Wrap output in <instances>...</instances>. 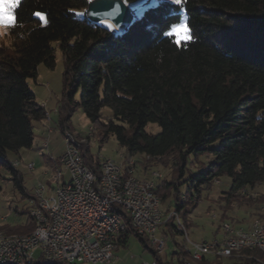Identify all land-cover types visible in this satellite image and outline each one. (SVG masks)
I'll return each mask as SVG.
<instances>
[{"label":"trees","instance_id":"trees-1","mask_svg":"<svg viewBox=\"0 0 264 264\" xmlns=\"http://www.w3.org/2000/svg\"><path fill=\"white\" fill-rule=\"evenodd\" d=\"M136 1L128 0L127 6ZM153 2L171 9L163 23L140 30L137 25L143 16L131 10L134 18L129 29L117 35L88 21V0H22L16 9L17 26L8 31L9 44H0V173H8L19 191L22 176L12 167L8 153L29 150L33 123L45 120V111L27 82L36 79L39 66L55 68L54 45L64 66L56 110L61 133L70 130V119L80 109L100 144L112 137L136 159L139 178L150 176L151 162L145 156L170 157L182 179L190 158L209 155L213 161L183 181L186 193L227 178L230 184L224 199L228 204L243 198L241 192L264 183V0H185L181 6ZM182 17L191 39L177 44L164 31ZM104 109L110 112L106 118ZM149 125H156L159 132L148 133ZM81 154L85 166L98 174L97 160L89 158L85 148ZM162 189H171L177 198L173 213L189 214L177 186L162 178L155 182L154 195L161 204ZM257 201H264V196ZM246 202L253 205L250 199ZM118 213L126 230L117 245H124L130 233L144 243L128 218ZM251 217L264 218L256 207ZM174 221L162 228L175 233ZM221 221L235 223L231 218L221 217ZM33 228L31 221L20 230L27 235ZM178 250L171 255L182 264L188 256L182 247ZM226 260L258 264L264 262V255L243 251L236 260L208 256L195 264ZM154 263L164 264L161 258Z\"/></svg>","mask_w":264,"mask_h":264},{"label":"built area","instance_id":"built-area-1","mask_svg":"<svg viewBox=\"0 0 264 264\" xmlns=\"http://www.w3.org/2000/svg\"><path fill=\"white\" fill-rule=\"evenodd\" d=\"M41 108L45 111V105ZM49 117L45 111V120L49 121ZM51 133L49 129L48 134ZM61 134L64 151L58 162L69 181L57 185L47 199L43 198V187L36 190L34 198H29L28 215L34 225L29 234L9 235L0 230V264H111L117 240L126 230L118 211L128 218L135 234L149 239L156 254L163 253L167 239L163 235L156 239L155 235L165 223L177 220V216L169 213L164 217L160 200L154 195L155 182L161 175L152 171L149 179L137 178L136 159L126 153L119 155L118 161L97 160L98 174L94 173L85 166L81 154L93 138V130L84 138L70 130H63ZM43 147L47 148V141ZM144 159L158 158L145 156ZM18 166V161L12 163L14 169ZM26 167L31 171L34 165ZM61 178L62 173L58 171L54 181L58 183ZM246 199L264 217V201L248 195ZM175 231L185 240L183 248L188 257L182 264H195L208 256L236 259L243 251L264 255V218H252L245 231L224 222L220 227L221 238L212 242H190L178 220ZM35 251L38 252L36 259Z\"/></svg>","mask_w":264,"mask_h":264},{"label":"rangeland","instance_id":"rangeland-1","mask_svg":"<svg viewBox=\"0 0 264 264\" xmlns=\"http://www.w3.org/2000/svg\"><path fill=\"white\" fill-rule=\"evenodd\" d=\"M145 2L146 0H138L129 4L128 8L136 16H140L138 9L145 6ZM181 22L186 23L184 17H182ZM101 24L108 29L104 22ZM109 31L113 34H119L114 26ZM174 38L175 41L180 40V43L189 40L177 36H174ZM0 44H9L8 32L6 34L0 33ZM53 47L55 48V68L47 70L43 66H39L36 79L27 82L30 90L36 97L37 103H40L41 100L48 102L47 110L45 111L49 113V119H51L52 123L42 121L34 126V140L31 149L22 150L19 155L8 153V158L12 163L15 161L19 162V166L15 170L22 176V192L14 186L8 173H0V230L5 231L9 235H23L22 232H25V229L20 230V228L31 225L28 215L30 208L29 198H34L37 189L43 187V198L47 199L53 195L57 185L60 186L69 181L68 174L58 162L64 151V141L57 124L58 115L53 110L58 109L61 100L64 66L60 52L56 49L55 45ZM109 114L108 109L103 110L105 118ZM43 128H46L44 132ZM69 128L74 135L80 138L86 137L89 134V130L92 129L80 109H77L73 113L69 122ZM49 129L52 131L51 134H48ZM146 131L155 135L159 132V128L156 125H149L146 127ZM42 132L44 133V137L41 135ZM44 141H47V145L49 144L52 150V159H50L47 149L43 147ZM86 150L89 158L94 161L101 159L118 161L119 155L125 154L124 149L120 148L112 137L102 144L93 137L89 139ZM212 161L213 159L209 155L195 159L190 158L182 179H179L174 171L170 157L152 160L149 165L151 168L148 173L156 171L161 175L165 183H173L174 186L179 188L181 203L186 207V211H189V214L185 216V214L174 213L179 223L184 227L188 240L193 243L219 240L221 238V217L233 219L235 223L232 226L235 229L247 230L249 222L252 219L251 214L255 213L256 206L254 203L253 205L248 204L246 196H255L257 198L264 196V183H262L255 186L252 190L248 189L246 192H241L244 193L243 198L236 199L233 204L230 202L228 204L227 200L224 199L230 184L227 178L216 180L208 187L198 191L195 188L186 193L183 181L189 175L196 174L206 168ZM27 164H33L34 168L31 171L28 170ZM58 171L62 173L63 177L56 183L54 176ZM135 176L138 178V174ZM161 195L165 196V199H162L160 210L163 212L164 217H166L165 214L173 213L176 197L173 195L171 189L168 191L162 189L160 191ZM177 220L175 218L174 224H176ZM14 230H19V232H13ZM166 231L167 229L164 230L160 227L155 235L156 239L160 238L161 235L167 239L163 253L157 255L146 236L143 237L144 243H140L135 235L130 233L124 245H117V248L113 252L111 264H151L154 260L160 258L164 264H176V257L172 256L171 253H177L179 247H182V251H184L185 240L180 233ZM34 257L35 259L38 258L37 251L34 252ZM229 262L226 260L219 264H229Z\"/></svg>","mask_w":264,"mask_h":264},{"label":"snow or ice","instance_id":"snow-or-ice-1","mask_svg":"<svg viewBox=\"0 0 264 264\" xmlns=\"http://www.w3.org/2000/svg\"><path fill=\"white\" fill-rule=\"evenodd\" d=\"M21 2L22 0H0V33L6 34L10 29L17 26L16 9L20 6ZM123 2L125 5L128 4V0H123ZM164 2L166 5L181 6L185 3V0H164ZM88 3H92V0H88ZM177 10L183 11V9L179 7ZM115 11L118 12V8ZM170 11V8L165 9L157 7L153 0H149L147 5L138 9V14L143 16V20L138 22L137 27L142 30L148 24H161L164 22L165 14ZM35 15L38 16L41 21L45 20L42 13L36 12ZM76 15H83V13L77 12ZM104 23L109 30H112V24ZM164 35L191 39L190 29L184 22L172 23L170 28L164 31ZM176 42L180 43V40Z\"/></svg>","mask_w":264,"mask_h":264},{"label":"water","instance_id":"water-1","mask_svg":"<svg viewBox=\"0 0 264 264\" xmlns=\"http://www.w3.org/2000/svg\"><path fill=\"white\" fill-rule=\"evenodd\" d=\"M117 8L118 12L115 11ZM86 15L93 24H101L102 21L111 23L119 34L129 29L134 18L123 0H93L87 6Z\"/></svg>","mask_w":264,"mask_h":264},{"label":"crops","instance_id":"crops-1","mask_svg":"<svg viewBox=\"0 0 264 264\" xmlns=\"http://www.w3.org/2000/svg\"><path fill=\"white\" fill-rule=\"evenodd\" d=\"M38 70H39V67H38ZM35 101H36V97H35ZM36 103H37V101H36ZM40 107L42 106V105H45V110H47V105H48V102L45 100H41V102L40 103H37ZM56 109H54L53 110V112L55 111ZM45 122H48V123H52V121H51V119H50V121H46V120H44ZM38 123H40V122H35V123H33V128H34V126L35 125H37ZM44 129H46V128H43V132H44ZM42 132V137H44V133ZM34 135V134H33ZM33 146V145H32ZM32 148V147H31ZM30 148V149H31ZM47 151H48V155H49V157H50V159H52V150H51V148L49 147V144L47 145ZM49 149V150H48ZM62 177H63V175H62ZM162 236V235H161Z\"/></svg>","mask_w":264,"mask_h":264}]
</instances>
